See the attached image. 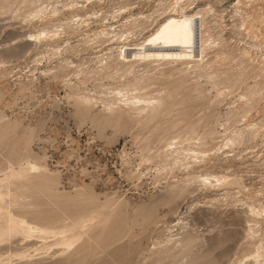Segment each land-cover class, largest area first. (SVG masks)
<instances>
[{"label":"rangeland","instance_id":"rangeland-1","mask_svg":"<svg viewBox=\"0 0 264 264\" xmlns=\"http://www.w3.org/2000/svg\"><path fill=\"white\" fill-rule=\"evenodd\" d=\"M36 1L0 0V179L18 171L27 157H36L48 165L56 185L48 194L33 192L28 196L24 191H13L0 202V213L9 211L15 218L22 216L50 225L64 230L68 236L76 231L80 233L70 249L54 245L35 250L41 241L36 239L37 244L31 247L22 232L0 237V254L7 264H151L169 234L180 236L186 232L192 233L197 241L183 251L186 257L181 254L175 257L176 262L171 260L172 264H193L190 261L195 258L199 260L195 264H205L218 256L222 247L216 245L217 241L230 232L231 249L223 258L217 257L221 264L255 263L259 243L248 238L245 211L249 204L264 205V100L249 113H226L229 106L241 103L245 85L237 84L229 89L220 84L225 97L213 103L217 89L203 78L206 96L181 92L173 110L149 126L106 123L102 113H95L97 107L94 113H77L74 100L67 96L70 91L64 82L67 71L56 77L41 73L48 67L58 68L60 59H50L42 46L21 48L24 45L21 34L42 27L41 22L24 20L38 5ZM60 1L85 4L80 11L82 15L91 9L108 15L104 24H116L113 15L121 6H128L127 13L122 15L125 18L139 12L149 14L156 4L155 0ZM206 1L217 14H222L228 28L231 27L225 37L232 46L238 41L241 43L240 40H262V36L253 37L252 32L234 26L240 22L239 17H232L237 0H202L200 6ZM246 3L243 6L249 13L264 15V0ZM72 12L67 7L62 17ZM89 21L88 27L67 33L56 42L65 58L85 69L94 66L95 56L108 47L102 42L93 48L82 43L87 32L93 35L101 26L100 22ZM258 27L264 32V23ZM120 33L122 39L129 37L134 41L144 36V33L134 35L127 28ZM2 61L8 62L2 64ZM235 63L232 60L229 65ZM84 77L85 74L78 78L72 75L71 79L78 83ZM176 77L160 78L151 74L148 91L171 89L170 81ZM100 82L107 86L115 83L111 78H91L84 84L78 83L79 92L93 94L106 90L97 87ZM244 115L246 120L242 118ZM246 121L258 123L263 132L255 140L235 146L229 152L235 156L225 158L220 154L216 162L217 165L224 162V168L208 165L197 169L228 175L230 196L227 199L213 201V197H218L215 191L202 189L175 201L164 198L166 188L184 173L176 168L172 172L161 170L160 153L165 149V140L177 130L172 128L173 124L179 123L182 128L195 124L200 133L212 129L222 131L220 124H225L228 132H233ZM171 207L174 209L170 210ZM81 212L87 215L79 230L74 231L68 224ZM13 222L17 223V219ZM170 226L173 232L168 230ZM25 250L32 256L21 258L18 254Z\"/></svg>","mask_w":264,"mask_h":264},{"label":"bare ground","instance_id":"bare-ground-1","mask_svg":"<svg viewBox=\"0 0 264 264\" xmlns=\"http://www.w3.org/2000/svg\"><path fill=\"white\" fill-rule=\"evenodd\" d=\"M155 1V8L151 13L139 12L125 18L122 15L127 13L128 10L125 8L128 6H121L113 15L116 24H104L108 20V15L98 14L97 10L91 9L85 15L80 14V11L86 7L83 3L66 4L60 0L49 2L37 0L38 5L30 15L25 16L24 20L27 23L41 22L42 27L21 34L24 44L21 48L29 50L32 47L42 46L50 59L59 58L58 68L56 65L48 67L41 73L56 77L66 70L64 82L70 89L67 96L74 100L77 113H94L97 107L99 109H96L95 113H102L105 122L112 125L156 124L161 117L173 110L176 97L181 92L188 91L196 96H206L207 90L204 88L203 78L211 83L213 89H217L213 103L225 97V91L219 89L220 84L226 85L229 89L233 85H245L240 98L241 103L229 106L226 113H249L259 101L264 100V32L258 27L259 23H264V15H253L243 6L248 5L246 2L257 0H247L246 4L243 0H237L234 4L235 14L232 17L240 18L238 25H234L238 30L252 32L255 34L253 37L256 38L262 36V40L255 42L240 40L242 44H238V41L235 46H232L225 37L231 27L228 28L222 14H217L209 1L204 2L203 6L199 3L202 0ZM67 7L73 12L68 17H62ZM89 20L100 22L101 26L93 35L87 32V37L82 43L93 48L94 44L102 42L101 44L107 43L108 47L95 56L94 66L85 69L81 64L65 58L60 45L56 42L67 33H76L88 27ZM124 28L132 34L135 33L134 35L144 33L142 40L134 41L129 37L122 39L123 34L120 32ZM232 60H236V63L229 65ZM81 74H85V77L83 80L79 78L78 83L84 84L91 78L95 80L111 78L115 83L107 86L100 82L97 87L107 88L106 90L96 91L93 94L82 93L79 92L78 83L71 79L72 75L78 78ZM151 74L160 78L175 75L178 77L170 81L173 86L171 89L164 88L152 93L148 91ZM250 79L253 81L251 82ZM242 118L246 120L245 115ZM220 126L223 127L222 131L212 129L200 133L195 124H189L185 128L180 127L179 123L172 125V128L177 130L165 140V149L160 153L161 170L172 172L176 168L184 173L166 188L164 198L175 201L199 189L215 191L218 197H213V201L227 199L230 196L228 175L211 170L199 172L197 169L208 165L224 168V162L220 165L216 162L220 159V154L225 158L235 156L229 153L235 146L255 140L263 130L258 123L247 121L233 132H228L225 124ZM55 181L56 178L46 163L36 157H27L25 164L20 166L18 171L4 175L0 179V202L13 191L21 190L25 194L28 193V196L33 192L52 193L55 189ZM173 209L174 207H171L170 210ZM245 213L248 217V238L259 243L253 264H264V233H262L264 205L249 204ZM86 215L84 212L78 213L68 226L72 230H77ZM13 219H17V223H14ZM180 222L181 220L178 224ZM172 229V226L168 228L173 232ZM19 232L24 234V239L31 247L37 244L36 239L41 241L40 247H36L35 250L49 249L54 245L70 249L80 233L76 231L75 234L68 236L64 230L50 225L38 224L22 216L15 218L9 211L0 213V237L12 236ZM230 233L218 239L216 245L222 247L218 256L205 264H221L222 261L217 257L226 255L231 249V245H228V241L232 240ZM51 238L53 239L49 241ZM196 241L195 236L190 232L180 236L169 234L164 240L163 249L151 264H172L171 260H175V257L179 258L181 254L183 258L186 257L183 251L194 246ZM18 255L21 258L32 256L27 250ZM2 256L0 254V264H7ZM190 262L195 264L199 260L195 258Z\"/></svg>","mask_w":264,"mask_h":264}]
</instances>
